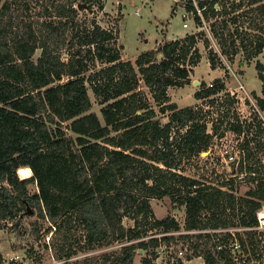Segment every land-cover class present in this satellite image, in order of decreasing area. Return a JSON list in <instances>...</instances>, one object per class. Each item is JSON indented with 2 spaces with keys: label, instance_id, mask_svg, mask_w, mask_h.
I'll use <instances>...</instances> for the list:
<instances>
[{
  "label": "trees",
  "instance_id": "16d2710c",
  "mask_svg": "<svg viewBox=\"0 0 264 264\" xmlns=\"http://www.w3.org/2000/svg\"><path fill=\"white\" fill-rule=\"evenodd\" d=\"M45 1L0 0V229L26 213L28 204L49 223L45 233L53 227L52 235L61 232L62 242L52 241L60 264H134L139 250L144 251L141 264H153L157 246L174 243L175 248L188 238L193 246L186 261L195 256L205 264H262L257 260L263 255L264 232L257 230L235 231L240 249L233 253L213 250L208 234L156 236L180 231V225L171 213L154 217L153 198H168L172 207L184 209L182 230L253 227L263 206L264 127L227 109L209 132L202 107L167 103V87L189 81L199 62L197 35L142 52L131 63L109 46L116 37L111 29L95 20L79 22L81 2ZM243 5H254L251 11L264 17V0H240L231 11ZM30 7L39 8L37 15L26 12ZM227 13L224 7L219 14ZM254 41L255 55L264 48V38ZM94 59L106 66L86 74ZM255 68L262 84L257 103L263 109L264 63L257 61ZM87 82L103 104L99 114L92 110ZM140 82L158 110L139 89ZM200 84L195 99L215 107L217 94L226 89L224 80ZM165 112L168 121L162 122L157 115ZM223 119L227 130L242 136L237 164L220 182L226 191L177 174L209 149ZM21 168H28L29 176L21 177ZM242 179L255 186L238 197ZM125 217L132 226L124 225ZM34 228L40 231L39 225ZM110 246L115 249L76 257ZM173 264L185 263L174 258Z\"/></svg>",
  "mask_w": 264,
  "mask_h": 264
},
{
  "label": "rangeland",
  "instance_id": "374dc122",
  "mask_svg": "<svg viewBox=\"0 0 264 264\" xmlns=\"http://www.w3.org/2000/svg\"><path fill=\"white\" fill-rule=\"evenodd\" d=\"M77 1L85 3L82 8L77 7L79 22L89 25L91 21L95 20L102 27L111 29L116 37L109 43V46L119 52L122 60H128L131 63H134L136 57L142 52L157 50L171 40L195 33L198 37L196 47L200 55L199 62L193 68L189 81H181L178 85L167 87L169 96L167 103L174 102L179 107L188 105L202 107L209 132H213L212 122L217 123L222 111L227 109L229 112L234 110L240 120L252 121L254 119L264 127V108L261 109L257 103V98L262 96V84L255 68L257 61L264 63V48L260 53L254 55V40L258 36L264 38V17L257 16L254 10L251 11L254 5H243L235 11H231L232 6L230 5L227 14L219 16L215 20L208 18L205 28L196 31L192 25L186 28L182 27L181 14L184 10L180 6V2L176 0ZM45 2H52V0ZM47 4L50 6V3ZM26 12L37 15L39 8L30 7ZM232 17H237V20L234 22ZM39 53L40 50H37L34 58ZM105 66L106 63L102 61L90 60L87 64L86 74L98 71ZM217 77L224 80L226 89L217 94L216 106H209L206 100H196L194 93L199 90L200 83L209 84ZM86 84L92 102V110L99 114L103 104L94 95L89 83ZM139 84L141 92L158 110L149 88L143 82ZM168 116L169 112L157 115L162 122L168 121ZM223 120L224 122L212 137L209 149L203 151L204 154L201 152L199 157L182 165L183 170L178 171V175L194 181L196 185L226 191L220 187L221 180L227 176L231 167L226 163L228 158L226 154L231 153L236 158L240 156L239 144L242 136L227 130L226 119ZM252 135H254L253 130L250 133V136ZM261 154L262 160H264V152ZM152 166L160 170L165 169L160 164L152 163ZM172 173L175 172L172 171ZM29 174L28 168L19 170L21 177H27ZM254 186L255 183L242 179V182L237 185L240 195L236 193L234 195L239 197ZM35 190V186L31 185L30 192ZM150 202L154 217L159 219L171 213L179 222L180 231L183 229L185 214L182 207H172L168 198H153ZM262 205H264V201ZM31 208L32 213L26 214L22 211L14 221L9 220L3 223V228L0 229V264H60L63 262L56 258L55 244L52 243V241L62 242L61 232L52 235L53 227L50 232L45 233L44 230L49 226V223L37 216V207L32 206ZM123 223L125 226H132L133 220L125 217ZM35 224L40 226L39 232H36ZM201 240L206 241L207 238L201 237ZM181 243H177V246H180ZM184 243H188V249L191 252L192 241L188 238ZM261 247L264 250V239ZM113 249H115L114 246L97 247L86 252H79L76 257L82 259L86 256H97ZM143 257L144 251H138L134 264H141ZM257 262L264 263V251ZM158 263L162 264L164 261L159 259ZM185 264H205V262L202 257L193 256Z\"/></svg>",
  "mask_w": 264,
  "mask_h": 264
},
{
  "label": "built area",
  "instance_id": "2783aa9c",
  "mask_svg": "<svg viewBox=\"0 0 264 264\" xmlns=\"http://www.w3.org/2000/svg\"><path fill=\"white\" fill-rule=\"evenodd\" d=\"M180 2V6L183 8V12L181 14L182 18V26L184 28L192 25L196 31H200L205 28L208 18H212L215 20L217 17L222 16L219 13L222 12L223 8L226 7L228 10L232 5L238 4L240 0H176ZM231 5V6H230ZM212 9L218 14L212 15ZM138 13V11H136ZM226 163L230 165L237 158L234 157L233 154L228 153ZM243 175H240L241 178ZM257 225L253 227H227V228H204L200 230H181L176 232H168V233H159L156 236L160 237V235H174L178 233L182 234H208L210 237V245L213 250H227L231 253L240 249V242L235 237V231L253 229L260 232H264V205L257 211L256 213ZM188 249V243H181L180 246H175L174 243H171L169 246L165 244H160L155 248L156 258L153 264H159L158 260L161 259L164 261L162 264H167L166 260L169 256V264L174 263V258H179L183 263H186L184 259ZM237 257H233V260H236ZM264 264V263H263Z\"/></svg>",
  "mask_w": 264,
  "mask_h": 264
},
{
  "label": "water",
  "instance_id": "95a60500",
  "mask_svg": "<svg viewBox=\"0 0 264 264\" xmlns=\"http://www.w3.org/2000/svg\"><path fill=\"white\" fill-rule=\"evenodd\" d=\"M84 5H85L84 3H79V4L77 5V7H78V8H82ZM159 57H161V55H159ZM202 154H204V152H203ZM235 163H236V160H235L234 162H232V163L230 164V166L233 167V166L235 165ZM26 213H27V214L32 213V208H31L28 204H26ZM139 251H141V250H139Z\"/></svg>",
  "mask_w": 264,
  "mask_h": 264
},
{
  "label": "crops",
  "instance_id": "0c3cea01",
  "mask_svg": "<svg viewBox=\"0 0 264 264\" xmlns=\"http://www.w3.org/2000/svg\"><path fill=\"white\" fill-rule=\"evenodd\" d=\"M183 27V26H182ZM184 28V27H183Z\"/></svg>",
  "mask_w": 264,
  "mask_h": 264
}]
</instances>
